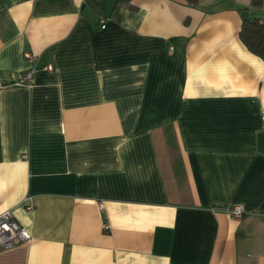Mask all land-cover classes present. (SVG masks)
<instances>
[{
  "label": "crops",
  "instance_id": "1",
  "mask_svg": "<svg viewBox=\"0 0 264 264\" xmlns=\"http://www.w3.org/2000/svg\"><path fill=\"white\" fill-rule=\"evenodd\" d=\"M250 1L0 0V264H264Z\"/></svg>",
  "mask_w": 264,
  "mask_h": 264
},
{
  "label": "built area",
  "instance_id": "2",
  "mask_svg": "<svg viewBox=\"0 0 264 264\" xmlns=\"http://www.w3.org/2000/svg\"><path fill=\"white\" fill-rule=\"evenodd\" d=\"M105 27V20H101V28ZM170 51H172L173 47H169ZM24 55L26 57H33L32 53L25 52ZM53 66L51 64H46L43 66L44 70H52ZM34 70H26L21 78L19 79L17 84H23L26 86H32L35 84L34 79ZM262 120H264V112H262ZM102 207V204H99ZM28 209H31V206H27ZM228 213L231 217L237 221L241 220L244 215V209L241 205H233ZM31 234L27 228L20 225L11 211V209H7L0 213V249H9L16 245L24 244L30 241Z\"/></svg>",
  "mask_w": 264,
  "mask_h": 264
},
{
  "label": "trees",
  "instance_id": "3",
  "mask_svg": "<svg viewBox=\"0 0 264 264\" xmlns=\"http://www.w3.org/2000/svg\"><path fill=\"white\" fill-rule=\"evenodd\" d=\"M188 4H196L197 0H186ZM251 5L260 6L264 0H251ZM239 38L253 54L264 60V20L242 17Z\"/></svg>",
  "mask_w": 264,
  "mask_h": 264
}]
</instances>
